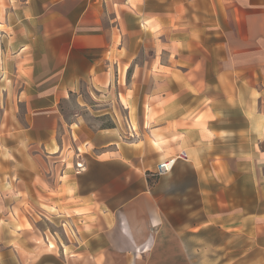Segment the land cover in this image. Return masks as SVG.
Wrapping results in <instances>:
<instances>
[{
  "label": "crops",
  "instance_id": "0c3cea01",
  "mask_svg": "<svg viewBox=\"0 0 264 264\" xmlns=\"http://www.w3.org/2000/svg\"><path fill=\"white\" fill-rule=\"evenodd\" d=\"M86 90L111 107L68 121ZM0 102V264H195L212 225L264 251V0H0Z\"/></svg>",
  "mask_w": 264,
  "mask_h": 264
},
{
  "label": "rangeland",
  "instance_id": "374dc122",
  "mask_svg": "<svg viewBox=\"0 0 264 264\" xmlns=\"http://www.w3.org/2000/svg\"><path fill=\"white\" fill-rule=\"evenodd\" d=\"M5 3V0H2ZM86 104L81 106L77 102L78 95H72V100L67 103L65 107V112L67 114L68 121L74 119L75 114L83 113L93 121L98 118L94 117V114H99L102 111L98 112L99 109L104 107H111L107 103L105 97H99L96 93L86 90L82 93ZM112 99L115 100L116 96L113 94ZM114 102V101H109ZM100 104V105H98ZM7 111L2 106L0 102V117L3 113L4 117L7 119L9 111ZM94 112V113H93ZM93 113V115H92ZM110 115H104L102 118L104 122L101 125L111 124ZM91 122V121H90ZM77 165V163H76ZM172 172L164 175L162 177H171ZM153 178H159L154 177ZM186 177L183 179V184H181V192L187 190V181ZM245 226L251 225V219L245 221ZM187 247L188 252L195 264H264V251L252 254L250 251L251 247V234L250 233H241L235 238V234L229 232H222L218 227L212 225L211 228H207L204 231L196 232H184L182 234ZM53 243H55L53 241Z\"/></svg>",
  "mask_w": 264,
  "mask_h": 264
},
{
  "label": "built area",
  "instance_id": "2783aa9c",
  "mask_svg": "<svg viewBox=\"0 0 264 264\" xmlns=\"http://www.w3.org/2000/svg\"><path fill=\"white\" fill-rule=\"evenodd\" d=\"M179 160H188L186 150H181L177 155L159 161L155 169L151 172V175L154 177H161L171 173ZM83 169V162H77L76 171L81 172Z\"/></svg>",
  "mask_w": 264,
  "mask_h": 264
}]
</instances>
